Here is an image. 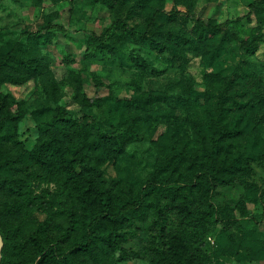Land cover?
<instances>
[{"label": "rangeland", "instance_id": "374dc122", "mask_svg": "<svg viewBox=\"0 0 264 264\" xmlns=\"http://www.w3.org/2000/svg\"><path fill=\"white\" fill-rule=\"evenodd\" d=\"M256 1L0 0V63L20 41L0 76V98L10 115L24 111L0 131V220L15 239L10 264H37L50 242L68 250L84 235L86 207H98L103 193L120 206L173 156L167 186L187 188L198 218L213 203V229L190 220L181 198L157 195L164 213L142 209L127 221L117 231L121 249L78 253L75 261L264 264V0L252 10ZM158 9L183 14L162 15L154 42L143 39ZM198 18L222 30L205 32ZM114 22L113 35H104ZM255 36L262 41L249 54L240 41ZM225 91L231 135L223 138L211 125ZM60 108L70 121L58 120ZM201 171L210 183L188 189ZM15 180L26 199L11 195Z\"/></svg>", "mask_w": 264, "mask_h": 264}, {"label": "trees", "instance_id": "16d2710c", "mask_svg": "<svg viewBox=\"0 0 264 264\" xmlns=\"http://www.w3.org/2000/svg\"><path fill=\"white\" fill-rule=\"evenodd\" d=\"M260 4V0H257L252 5V10H255ZM183 14V12L179 11H171V12H165L163 9L156 10L146 27V30L144 33H142L141 37L143 39H155V36L157 34L156 32V21L159 17L162 15H168V16H175L178 14ZM189 18H195L196 15L191 11L188 10L184 13ZM120 24V22H114L111 27H109L104 35H113L114 29ZM197 26L209 33H214L215 31L222 30L223 25L213 24V23H207L201 18L197 19ZM48 30L56 29V26L48 25L46 27ZM63 30L62 28H59ZM41 32H22L20 35V38H27V39H38L42 37ZM105 36L97 37V40L102 42L104 41ZM262 41L261 36H255L251 40L243 39L240 41L242 49L249 53L253 54L255 53L259 45ZM20 50V41L17 42V44L14 46L13 50L8 54L7 57L0 63V76L2 73L5 72V69L12 65V61L16 59L15 54L18 53ZM1 99V98H0ZM229 95L225 91V93L220 96L218 101V114L215 116V119L212 120L213 124L211 125L212 129L215 133L220 134V137L226 138L231 135V130L228 126L226 121V104L229 101ZM1 105H0V131H2L4 128L7 127V125L13 120H19L24 116V111L20 110L15 113V115H10L8 111L5 109V103L1 99ZM91 100L85 98L84 99V105H90ZM57 117L59 121H70L71 117L69 113L64 109L60 108L59 112L57 113ZM118 144L121 146L120 149L125 146V141L120 140L118 141ZM35 157L38 156V161H42V156L40 155V151L37 149L34 150ZM176 159L175 156L173 157H167L166 161L163 162L161 166H159L155 173L152 175L150 179L147 180L146 184L141 188L140 192L130 197L127 201L122 203L120 206H115L112 202V198L109 194L103 193L102 198L100 199V202L98 204V207H86V212L88 215V221L84 225V235L82 236V239L74 241L68 250L63 251L61 244H55L50 242V245L47 247H44L42 252L39 253V256H41L40 260L37 264H45L48 259H51L53 256L56 258L57 264H78L75 259L74 255L78 253H86V252H95L97 255V251H105L109 252L110 249H121V243H122V237L123 234H118L117 231L123 229L124 225L127 221H131L135 215H137L139 212H141L142 209H149V208H156L157 210H160L161 213H164V210L160 207L161 198H156L157 195H161L162 197L164 194H168L172 197V199L175 198H181L183 200V206L186 207V209L189 210V213L191 212V205L193 203V199L185 192V189L183 188L185 186H174V187H168L167 185L170 184L169 180H165L164 174H166V170L170 162L174 161ZM34 171L23 176L27 180H31L32 177H34ZM210 175H208L206 172L201 171L197 177H196V183H194L192 186L188 185V189L192 188L194 186H198L199 189L202 188V186L206 183H210ZM14 185L10 186L9 189L11 190V195L18 196L26 199V193H24L26 187H23L20 180L13 181ZM178 183L180 181H177ZM182 182V181H181ZM185 183V182H182ZM6 190V188H4ZM18 194V195H15ZM22 205H19L17 209H20ZM16 210H13V212ZM17 212V211H16ZM217 207L210 203L208 206V209L200 214V218H198L199 215H195V213L192 211L190 216V220H198L199 223L205 227V231L209 232L213 228L212 226L208 227V224L211 225L210 220L214 217L217 218ZM73 224V222H71ZM108 225H111L113 229L109 230L107 227ZM107 227V228H106ZM196 227V225H195ZM0 233L3 237L4 241V247L2 250V256L0 264H10V260L8 258V253L12 244V241L14 239V235H10L5 233L4 231V224H2L0 220ZM199 233H204L203 231H200ZM70 235L69 233H66V235L63 236V239L66 240ZM178 254H176L177 256ZM182 257V256H181ZM37 259V258H36ZM35 259V260H36ZM34 260V261H35ZM13 264H22L21 262H13Z\"/></svg>", "mask_w": 264, "mask_h": 264}, {"label": "water", "instance_id": "95a60500", "mask_svg": "<svg viewBox=\"0 0 264 264\" xmlns=\"http://www.w3.org/2000/svg\"><path fill=\"white\" fill-rule=\"evenodd\" d=\"M3 247H4V241H3V237L0 233V261H1Z\"/></svg>", "mask_w": 264, "mask_h": 264}]
</instances>
